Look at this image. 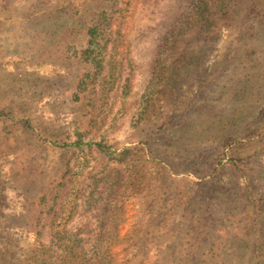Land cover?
Instances as JSON below:
<instances>
[{
    "label": "rangeland",
    "instance_id": "rangeland-1",
    "mask_svg": "<svg viewBox=\"0 0 264 264\" xmlns=\"http://www.w3.org/2000/svg\"><path fill=\"white\" fill-rule=\"evenodd\" d=\"M188 2L0 0L7 264L58 228L91 264H264V134L221 140L264 128V0L166 48ZM98 14L113 25L86 53Z\"/></svg>",
    "mask_w": 264,
    "mask_h": 264
},
{
    "label": "trees",
    "instance_id": "trees-1",
    "mask_svg": "<svg viewBox=\"0 0 264 264\" xmlns=\"http://www.w3.org/2000/svg\"><path fill=\"white\" fill-rule=\"evenodd\" d=\"M233 1L234 0H189L188 6L192 8H186V10H184L176 28L179 34H172V36L166 41L170 42L166 48H171V46L172 48L175 47V41H179L182 38L193 35L190 33L210 31L211 27H215L217 20L229 16V11L232 7H230V5ZM113 21V16L110 18H104L102 14H98V20H93L92 23L86 22V24H84L88 37V48L86 53H91V50L94 46H99V44L97 45L98 36L99 34H103L105 32V28L103 27L104 22L107 23L108 27H111L113 25ZM194 35L201 36L204 34ZM159 63L165 67L161 70L165 71L167 68L165 60H160ZM248 119L249 118L246 120ZM244 121L245 120L240 122ZM258 132L260 133L256 134ZM233 133L234 136L231 134V132L225 133V136L221 139L224 149H229L231 147L233 144L232 138H240L242 140L251 141L253 135L259 136L264 134V128H262L260 125L254 128L251 124L250 126L237 129ZM229 134H231V136ZM95 145H97V147H99L101 150L104 148L103 144L98 143ZM132 153L133 151L131 149L122 151V153L118 155V163L124 164L125 155ZM230 162V165H221L219 170L215 169L211 176L216 177L214 173L217 171L218 174H221L226 170V168L238 167V161L236 159L231 158ZM205 177L207 176H204V178ZM52 232L50 246L46 248V246L41 245L37 250V252L40 253L36 252L34 254L33 260L35 262L31 261L30 264H91L88 258L89 241H85L83 238H81L78 232L68 231L66 229L58 228L54 229ZM41 233V231H38L37 236H40ZM102 250L103 248L97 247L98 252H101ZM0 264H7V259L5 257H0Z\"/></svg>",
    "mask_w": 264,
    "mask_h": 264
}]
</instances>
